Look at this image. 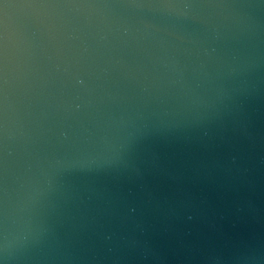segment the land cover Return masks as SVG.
Listing matches in <instances>:
<instances>
[{"label": "water", "instance_id": "obj_1", "mask_svg": "<svg viewBox=\"0 0 264 264\" xmlns=\"http://www.w3.org/2000/svg\"><path fill=\"white\" fill-rule=\"evenodd\" d=\"M0 264H264V0H0Z\"/></svg>", "mask_w": 264, "mask_h": 264}]
</instances>
